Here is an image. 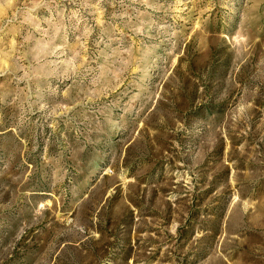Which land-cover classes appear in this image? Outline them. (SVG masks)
Wrapping results in <instances>:
<instances>
[{
  "label": "rangeland",
  "instance_id": "obj_1",
  "mask_svg": "<svg viewBox=\"0 0 264 264\" xmlns=\"http://www.w3.org/2000/svg\"><path fill=\"white\" fill-rule=\"evenodd\" d=\"M0 264H264V0H0Z\"/></svg>",
  "mask_w": 264,
  "mask_h": 264
}]
</instances>
